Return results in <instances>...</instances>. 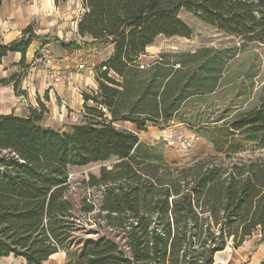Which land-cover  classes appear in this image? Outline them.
<instances>
[{
	"label": "trees",
	"instance_id": "trees-1",
	"mask_svg": "<svg viewBox=\"0 0 264 264\" xmlns=\"http://www.w3.org/2000/svg\"><path fill=\"white\" fill-rule=\"evenodd\" d=\"M81 2L82 43L37 36L31 26L20 39L0 43V65L10 52L22 54L20 65L25 64L36 39L59 42L66 51L109 45L113 52L97 68L95 94L84 95L79 124L42 126V102L26 117L0 115V259L44 264L62 252L66 264H215L228 246L238 249L264 236L263 156L241 157L225 167L201 162L173 169L138 135L150 124L184 121L180 108L215 92L236 56L232 49L207 47L161 53L143 64L146 49L160 36L191 39L182 12L264 46V0ZM7 82L17 94L15 77L0 84ZM262 94L258 105L217 131L214 142L223 144L222 151L245 152L246 144L264 149ZM123 123L138 132L120 128ZM111 158L118 160L111 169L103 167L99 176L89 175L73 188L70 167ZM89 189L99 190L100 197L88 196Z\"/></svg>",
	"mask_w": 264,
	"mask_h": 264
},
{
	"label": "rangeland",
	"instance_id": "rangeland-1",
	"mask_svg": "<svg viewBox=\"0 0 264 264\" xmlns=\"http://www.w3.org/2000/svg\"><path fill=\"white\" fill-rule=\"evenodd\" d=\"M15 1L17 2L14 7H18V11H12V9L9 11L11 23L22 21L20 13H24L30 19V26L35 34L59 37L65 42L78 41L82 43L84 41L78 36V24L86 12V7L83 6L81 0ZM180 18L192 29L191 39L160 36L151 47L146 49V54L142 58L143 64L152 63L161 53H192L207 47L220 50L232 49L236 51L235 58L229 60L222 81L215 92L193 97L180 108L179 111L184 116V121L178 120L163 126L150 124L145 132H138L133 125L127 123L120 124V128L138 132L140 141L147 146H153L155 153L162 156L163 164L165 163L173 169L194 168L201 162L217 163L225 167L241 157H264V149L253 151L250 144H246L245 152L235 154L227 153L226 148L222 151L223 144H219L220 146L217 147L214 142L219 129L225 130L228 123L241 111L254 108L259 104L264 92V46L258 42L248 44L239 37L220 33L213 27L204 24L193 14L182 12ZM4 35L5 39L9 40L17 34L12 29L9 33L0 31V42ZM39 44L40 41L34 40L29 62L20 65L19 71L13 75L16 84L19 85L18 95H16L22 97L24 94L26 98H29L28 94H30L32 100L37 98L38 105L35 106V109H38L39 102L45 104L46 117L40 122L44 127L60 129L63 126L79 124L84 117V104L81 106L77 102L70 103L65 94H60L58 90H68L69 85H72L79 90L80 99L85 103L84 95H94L98 89L95 80L97 68L111 57L112 47L90 45L83 48L84 61L81 63L82 65L79 68H64L62 72L66 77L68 75L72 79L74 77L75 82L73 79L71 84H61L53 92H50L52 89H48L49 86L45 84L44 80L46 70L44 54L62 57L64 52L56 42H52L47 48L40 47ZM1 86L2 84H0V88ZM42 88L45 89L44 92ZM41 89L43 93L40 98L38 91ZM19 102L17 105L20 104ZM90 105H92L91 102ZM117 162L118 160L111 158L109 161L90 164L86 167H70V183L73 188H76L80 183L86 182L89 175L99 176L103 167L111 169ZM86 192L94 199H98L101 195L97 189H89ZM263 261L264 236L262 234L247 239L238 249L228 246L224 252L215 257V264H261ZM66 262L67 255L61 252L44 264H66ZM0 264L27 263L23 259L11 256L0 259Z\"/></svg>",
	"mask_w": 264,
	"mask_h": 264
},
{
	"label": "crops",
	"instance_id": "crops-1",
	"mask_svg": "<svg viewBox=\"0 0 264 264\" xmlns=\"http://www.w3.org/2000/svg\"><path fill=\"white\" fill-rule=\"evenodd\" d=\"M17 1L15 0H10L7 2V0H4L3 4L0 6V31H6L7 33L10 32V30L12 29L14 32H16V36L10 38L9 40L5 39V35L4 37H2V42L0 43H9L12 42L14 40L20 39L22 36V32L28 28L30 26V19L24 15V13H20L21 14V20L18 23H11L10 22V12L11 9L12 11L15 10L16 12L18 11V7H14V5L16 4ZM13 14V13H12ZM19 14V13H18ZM17 15V14H16ZM18 16V15H17ZM16 16V17H17ZM3 33V32H2ZM35 34V33H34ZM37 36H49V35H39V34H35ZM3 36V34H2ZM59 38V37H58ZM60 39V38H59ZM38 41H40L39 39H37ZM61 40V39H60ZM63 42H65L64 40H61ZM52 42H56V41H52ZM44 44L40 41L39 46L42 47L44 46V48L50 47V44ZM68 42V41H67ZM65 42V43H67ZM58 43L60 46L61 44L59 42ZM33 44L30 46L29 50L27 51V56H26V63L29 62L30 60V51ZM61 49L64 52V55H66L68 53V51L70 50H64L61 46ZM21 60H22V54L19 53H8V55L6 56V58L3 59L2 64L0 65V81H6V80H10L11 77H13V75H15L20 68V64H21ZM74 79V77H73ZM72 79V81H73ZM75 82V79H74ZM43 92L45 91L44 88ZM42 89L38 91V94L40 96V98L42 97ZM79 90L75 89L72 85H69L68 90L65 91H60V89L58 90V92L60 94L64 93L66 98H68L70 101V103H80V105L82 106L84 104V101L81 100V96L79 95ZM63 94V96H64ZM28 96H30L28 98L29 103L27 106L24 105H20L17 103L19 102V96L16 95L15 90H14V85L13 82H7L6 84H2L1 88H0V115H7V114H15L17 116H27L29 114V109H27L26 107L29 108H35V106L38 105V102L35 99L32 100V95L28 94ZM35 101V102H34ZM2 102V103H1ZM52 102V101H51ZM50 102V103H51ZM49 103V104H50ZM16 105V106H15ZM79 107V106H78ZM79 109H81L79 107Z\"/></svg>",
	"mask_w": 264,
	"mask_h": 264
},
{
	"label": "built area",
	"instance_id": "built-area-1",
	"mask_svg": "<svg viewBox=\"0 0 264 264\" xmlns=\"http://www.w3.org/2000/svg\"><path fill=\"white\" fill-rule=\"evenodd\" d=\"M44 58L46 59V70L44 74L45 84L49 86L48 89H52L50 92H53V90L61 84L68 85L72 83V77L70 75L66 77L64 73H62L63 69L79 68L84 61V50L82 48L73 49L62 57H58L54 54H44ZM19 101L21 106H27L29 103L25 95L19 97ZM64 104L66 103L64 102Z\"/></svg>",
	"mask_w": 264,
	"mask_h": 264
},
{
	"label": "bare ground",
	"instance_id": "bare-ground-1",
	"mask_svg": "<svg viewBox=\"0 0 264 264\" xmlns=\"http://www.w3.org/2000/svg\"><path fill=\"white\" fill-rule=\"evenodd\" d=\"M149 48V47H148Z\"/></svg>",
	"mask_w": 264,
	"mask_h": 264
}]
</instances>
